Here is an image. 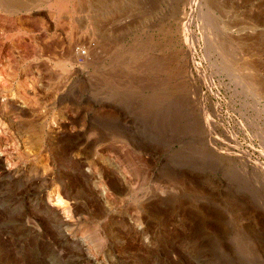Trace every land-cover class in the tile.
Returning a JSON list of instances; mask_svg holds the SVG:
<instances>
[{"label": "rangeland", "instance_id": "1", "mask_svg": "<svg viewBox=\"0 0 264 264\" xmlns=\"http://www.w3.org/2000/svg\"><path fill=\"white\" fill-rule=\"evenodd\" d=\"M29 1L0 7V264H264V0Z\"/></svg>", "mask_w": 264, "mask_h": 264}, {"label": "bare ground", "instance_id": "2", "mask_svg": "<svg viewBox=\"0 0 264 264\" xmlns=\"http://www.w3.org/2000/svg\"><path fill=\"white\" fill-rule=\"evenodd\" d=\"M56 2L54 3V5H55V7L57 8V10L58 11H60V12H62V11H64V10H66L67 8L69 9V7L70 6H73V5H71V3L73 2V0H55ZM81 1H84L85 3L86 2H91V0H81ZM93 1H95V0H92V2ZM97 1H99V0H97ZM104 1V0H103ZM103 1H102V4H103ZM35 1H33V3H34ZM51 2V1H50ZM80 2V1H79ZM100 2V1H99ZM52 3V2H51ZM98 3V2H97ZM32 3L29 1V0H19V1H17V0H0V7H1V5L4 7V10H5V8L7 9V10H9L8 12H14L15 10L16 11H22V10H25V12H28L29 13V11L27 10L28 9V7H30V5H31ZM49 4V3H48ZM89 4V3H88ZM36 5V4H35ZM32 6H33V4H32ZM2 7V8H3ZM76 7H77V5H76ZM185 7V6H184ZM72 8V7H71ZM73 8H74V6H73ZM33 9V8H32ZM31 9V10H32ZM3 10V11H4ZM6 10V11H7ZM186 10V9H185ZM15 11V12H16ZM75 11V10H74ZM203 10H201V12H202ZM14 12V13H15ZM183 12H186V14H188L189 16H191V18H193L194 16H193V12H194V10L192 9V12H187V11H183ZM22 13V12H21ZM30 13H32V12H30ZM203 14V13H202ZM8 19H9V17H8ZM7 21V20H6ZM9 21V20H8ZM3 23H5V22H3ZM12 23V22H11ZM2 24V23H1ZM9 25V24H8ZM4 26V25H3ZM11 28V27H10ZM7 29V28H6ZM1 35V34H0ZM1 39V38H0ZM1 41V40H0ZM214 45H215V43H214ZM220 49V48H219ZM1 50V49H0ZM215 50V49H214ZM216 51V50H215ZM221 51V50H220ZM217 52V51H216ZM226 53V52H225ZM228 53V52H227ZM242 55V54H241ZM228 56V55H227ZM229 57V56H228ZM232 57V56H231ZM231 57H229V58H231ZM235 57V56H234ZM242 57V56H241ZM223 59V58H222ZM240 60H242L241 58H239ZM239 59H237V57H236V61H234V64L236 63V66L238 65V62L240 61ZM227 60V59H226ZM229 60V59H228ZM243 60H248V59H244L243 58ZM248 61H250V60H248ZM223 63V62H222ZM232 63V62H231ZM224 64H226V62L224 63ZM241 65H243V64H241ZM245 65H249L247 62H246V64ZM226 66V65H225ZM232 66V65H231ZM238 67V66H237ZM239 67H240V65H239ZM232 68V67H231ZM239 69H241V67L239 68ZM235 72H236V70H235ZM240 72V71H239ZM241 73V72H240ZM242 78H244L245 79V76H244V74H243V76H241ZM161 83V82H160ZM165 84H167V82L165 83ZM249 84H250V86H249V89H250V91L251 92H255V93H257L258 92V90L260 91V87H258V80H256V78H252L251 77V81H249ZM162 87V86H161ZM164 87V86H163ZM169 87V86H168ZM248 88V87H247ZM166 89H168L167 88V86H166ZM165 89V90H166ZM257 91V92H256ZM261 92H263L264 93V87L262 88V91ZM258 94V93H257ZM259 95H260V93H259ZM263 95V94H262ZM12 103V102H11ZM6 109H8V108H6ZM3 138V137H2ZM9 142V141H8ZM50 197L54 200V201H56V203L57 204H64L65 202H64V200L60 197V195H59V192H58V189L57 188H54L53 189V191L50 193Z\"/></svg>", "mask_w": 264, "mask_h": 264}]
</instances>
